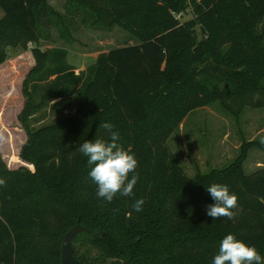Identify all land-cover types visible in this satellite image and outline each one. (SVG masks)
Segmentation results:
<instances>
[{
    "label": "trees",
    "instance_id": "16d2710c",
    "mask_svg": "<svg viewBox=\"0 0 264 264\" xmlns=\"http://www.w3.org/2000/svg\"><path fill=\"white\" fill-rule=\"evenodd\" d=\"M0 8V65L29 42L36 61L21 113V157L35 172L9 170L0 150V264H61L63 237L78 221L92 230L73 240L82 264H212L229 233L264 257V166L244 170L251 147L264 143L243 139L234 161L193 181L166 144L193 110L219 101L233 112L229 101L239 108L264 88V0H67L65 13L48 0H0ZM78 17L96 28L117 25L137 41L100 53L76 75L68 49L38 43L44 23L71 41ZM72 95L71 114L60 104L55 121L31 125L49 102ZM103 122L138 160L134 195L111 203L97 196L87 157L76 150L108 139ZM213 183L238 196L234 220L206 214Z\"/></svg>",
    "mask_w": 264,
    "mask_h": 264
},
{
    "label": "rangeland",
    "instance_id": "374dc122",
    "mask_svg": "<svg viewBox=\"0 0 264 264\" xmlns=\"http://www.w3.org/2000/svg\"><path fill=\"white\" fill-rule=\"evenodd\" d=\"M67 0H48V3L61 13H65ZM3 11L0 8V18ZM192 17V11L185 19ZM42 50L62 47L68 49L67 61L79 75L92 65L97 56L111 48L136 42V38L117 25L96 28L76 18L69 29L71 41L59 35L55 27L42 25ZM47 32L48 37L45 36ZM29 46V45H28ZM12 51L10 57L0 66V150L3 161L9 170L24 168L35 172V165L21 157L22 146L28 139V132L21 119L27 97L24 93V80L36 61L31 49ZM220 87L228 92L230 83L224 80ZM40 96H37V100ZM66 99H55L36 112L31 119L33 127L49 124L56 120L57 105H64V112H73L74 95ZM233 112L223 109L219 101L197 108L190 112L167 138L166 144L178 157L185 172L193 181L197 172L207 173L214 168L228 166L240 152L242 140L264 143V88L243 96L238 108L229 101ZM264 166V148L252 146L244 170L254 172Z\"/></svg>",
    "mask_w": 264,
    "mask_h": 264
},
{
    "label": "clouds",
    "instance_id": "9594fccd",
    "mask_svg": "<svg viewBox=\"0 0 264 264\" xmlns=\"http://www.w3.org/2000/svg\"><path fill=\"white\" fill-rule=\"evenodd\" d=\"M100 127L108 133V139L86 140L76 149L87 157V163L91 166L89 176L97 185V196L108 203L118 194L132 197L138 180L135 175L138 160L134 153L117 143L120 134L114 124L103 122ZM0 142H3V136H0ZM4 184L5 180L0 179V185ZM206 191L214 200L213 204L207 206L206 214L214 220L222 217L234 220L236 212L233 210L238 207V196L230 192L228 185L213 183ZM144 203L142 198L135 200L133 210L142 211ZM212 264H264V257L255 246L229 233L221 240Z\"/></svg>",
    "mask_w": 264,
    "mask_h": 264
},
{
    "label": "water",
    "instance_id": "95a60500",
    "mask_svg": "<svg viewBox=\"0 0 264 264\" xmlns=\"http://www.w3.org/2000/svg\"><path fill=\"white\" fill-rule=\"evenodd\" d=\"M82 231L92 232L86 226H83L79 221L69 229L63 237L61 246V264H82L74 253L73 240ZM97 234V233H95Z\"/></svg>",
    "mask_w": 264,
    "mask_h": 264
},
{
    "label": "built area",
    "instance_id": "2783aa9c",
    "mask_svg": "<svg viewBox=\"0 0 264 264\" xmlns=\"http://www.w3.org/2000/svg\"><path fill=\"white\" fill-rule=\"evenodd\" d=\"M28 45H29V47H32V42H29Z\"/></svg>",
    "mask_w": 264,
    "mask_h": 264
},
{
    "label": "crops",
    "instance_id": "0c3cea01",
    "mask_svg": "<svg viewBox=\"0 0 264 264\" xmlns=\"http://www.w3.org/2000/svg\"><path fill=\"white\" fill-rule=\"evenodd\" d=\"M1 66V65H0Z\"/></svg>",
    "mask_w": 264,
    "mask_h": 264
}]
</instances>
